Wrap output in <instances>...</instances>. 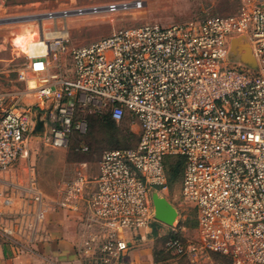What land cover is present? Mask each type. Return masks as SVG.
Listing matches in <instances>:
<instances>
[{
    "label": "built area",
    "instance_id": "1",
    "mask_svg": "<svg viewBox=\"0 0 264 264\" xmlns=\"http://www.w3.org/2000/svg\"><path fill=\"white\" fill-rule=\"evenodd\" d=\"M240 1L235 14L124 28L72 49L66 29L39 30L45 54L26 53L36 103L0 95V196L5 175L27 153L37 112L56 149L84 133L80 112L109 110L118 124L129 116L140 135L133 147L105 151L98 174H79L53 204L31 175L22 186L30 208L0 210V237L47 240L52 206L76 219L87 264H124L135 239L160 225L171 235L165 248L173 257L217 253L231 264H264V0ZM236 39L247 41L256 70L231 60ZM174 156L184 158L180 192L196 211L190 240L178 236V223L168 226L154 213L151 191L169 193L165 160Z\"/></svg>",
    "mask_w": 264,
    "mask_h": 264
},
{
    "label": "rangeland",
    "instance_id": "2",
    "mask_svg": "<svg viewBox=\"0 0 264 264\" xmlns=\"http://www.w3.org/2000/svg\"><path fill=\"white\" fill-rule=\"evenodd\" d=\"M42 2L43 4L36 8L39 13L37 17L27 21H14L13 16L0 14V95L17 96L21 103L28 105H34L37 96L31 89L34 84L29 86L28 83L29 80H36V77L26 72L31 62L26 48L30 40L34 43L38 40V30L66 29L69 33L68 47L72 49L106 38L124 28L146 24L172 26L209 16L230 15L238 12L241 5L240 0H43ZM136 3H140V7H136ZM8 4L6 3V6H9ZM112 4H126L128 8L112 12L108 10V6ZM2 5L3 3H0V6ZM79 10H82V13H77ZM62 11H68L69 16L52 20L47 13L60 14ZM42 12L48 15L46 13L43 15ZM28 32L33 35L27 34ZM62 64L66 74L70 75L69 54L63 56ZM22 73L26 75L25 80L21 79ZM79 118L86 123L85 131L73 136L69 141L68 149L65 150L53 148L49 142V135L31 133L27 153L19 160L10 178L12 185L9 192H14L18 198L15 206L18 207L19 203L28 204L22 186L31 175L35 177L38 188L53 204V200L59 198L64 186L79 174L92 177L98 174L103 153L113 150L116 145L111 141L110 129L102 119H96L95 114L88 113H82ZM118 127L125 136V138L120 137V140L133 147L140 135V128L131 123L129 116L124 123L118 124ZM85 146L88 150L84 152L81 148ZM180 184L181 181L173 185L169 193L162 195L177 209L178 236L183 240H190L196 237V211L182 199ZM50 208L49 214L61 211L52 206ZM159 227V231L156 230L153 235L156 240L154 246L156 264H228V260L217 254L173 257L165 248L170 234H167V229L163 226Z\"/></svg>",
    "mask_w": 264,
    "mask_h": 264
},
{
    "label": "crops",
    "instance_id": "3",
    "mask_svg": "<svg viewBox=\"0 0 264 264\" xmlns=\"http://www.w3.org/2000/svg\"><path fill=\"white\" fill-rule=\"evenodd\" d=\"M42 1L0 0V3H3L0 6V14H9L13 16L12 20L14 21H27L37 17L39 13H37L36 8L43 4ZM6 3H9V6H6ZM45 13L42 12L41 14L44 15ZM47 15L44 17L46 18ZM40 25H42L41 22ZM12 171L5 175L7 185L5 192L0 196V210L6 213L19 212L24 209L28 211L29 202L22 205L19 201L18 207L14 205L18 198L14 192H9L10 185H12L10 180ZM28 181L23 185H28ZM4 199L8 202L4 203ZM52 213L49 214L48 212L49 218L45 226L50 234L47 240L34 244L29 243L30 245H28L22 237H18L17 244L0 237V264H87L79 251L81 238L76 219H73V216L65 211ZM153 235L154 232H146L138 236L133 247L127 253L124 264H156L154 259L156 240Z\"/></svg>",
    "mask_w": 264,
    "mask_h": 264
},
{
    "label": "water",
    "instance_id": "4",
    "mask_svg": "<svg viewBox=\"0 0 264 264\" xmlns=\"http://www.w3.org/2000/svg\"><path fill=\"white\" fill-rule=\"evenodd\" d=\"M231 60L235 63L245 64L252 69H257V63L252 56L251 49L245 39H236L233 41ZM33 132L41 135L47 134L45 116H43L40 112H37L36 114L35 125L32 133ZM151 195L154 213L157 220L168 226L175 225L178 222V212L174 205L171 204L166 197L154 189L151 191Z\"/></svg>",
    "mask_w": 264,
    "mask_h": 264
},
{
    "label": "trees",
    "instance_id": "5",
    "mask_svg": "<svg viewBox=\"0 0 264 264\" xmlns=\"http://www.w3.org/2000/svg\"><path fill=\"white\" fill-rule=\"evenodd\" d=\"M82 113L83 114L84 113L95 114L96 119H102V121L109 127L110 133H111L110 139L116 145V147L113 150L132 147V146H128L127 144L123 143V141L120 140V137L125 138V136L123 135V132L118 127V123L112 119L109 110H107L103 113H95V112H91V111L80 112L78 115V119H80L79 117ZM126 119H127V116L125 117V119L121 123H124ZM121 123H119V124H121ZM129 133L134 134L130 131H129ZM75 135H80V133L73 132L70 139ZM138 139H139V137H138ZM138 139H137L136 143L138 142ZM165 166H166V171H167V176H168V181H169V191H170L171 188L173 187V185H176L179 181L182 180L183 171H184V158L180 157V156L167 157L165 160ZM195 229H196V223H195ZM211 254H217V253H211ZM217 255L228 260V264H231L230 259H228L227 257L220 255V254H217Z\"/></svg>",
    "mask_w": 264,
    "mask_h": 264
},
{
    "label": "bare ground",
    "instance_id": "6",
    "mask_svg": "<svg viewBox=\"0 0 264 264\" xmlns=\"http://www.w3.org/2000/svg\"><path fill=\"white\" fill-rule=\"evenodd\" d=\"M27 34L33 35L32 33L28 32ZM27 48L29 51V55L31 56H37V55H43L45 54L44 51H46V43L40 39L39 37V30H38V40L34 43L33 40H30L27 44Z\"/></svg>",
    "mask_w": 264,
    "mask_h": 264
}]
</instances>
